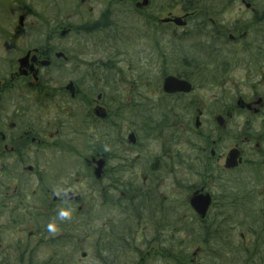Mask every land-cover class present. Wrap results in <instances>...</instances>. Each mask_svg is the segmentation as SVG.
I'll return each instance as SVG.
<instances>
[{"label":"flooded vegetation","instance_id":"1","mask_svg":"<svg viewBox=\"0 0 264 264\" xmlns=\"http://www.w3.org/2000/svg\"><path fill=\"white\" fill-rule=\"evenodd\" d=\"M34 1H3L18 13L8 40L33 33L0 70V264H264V12L55 0L45 17ZM137 39L150 83L120 60ZM230 73L239 88L222 97ZM166 77L189 90L165 93ZM227 218L246 230L217 252Z\"/></svg>","mask_w":264,"mask_h":264},{"label":"rangeland","instance_id":"2","mask_svg":"<svg viewBox=\"0 0 264 264\" xmlns=\"http://www.w3.org/2000/svg\"><path fill=\"white\" fill-rule=\"evenodd\" d=\"M4 0H0V70H3V63L8 60L9 58L15 56V54L13 53V51H15L16 53L19 52V50L23 49H19L18 46V42H21L22 40H25L29 35H31V33H33V30H27V32L21 33L20 35L17 33H14L13 35H15V38H13V40H15L14 45L12 44V42L9 39V36L12 35L11 32H14L15 29L17 28V21L15 19L17 16V7H13V9H10L9 6L7 5V3L3 2ZM48 1V2H47ZM55 0H40V2L38 1H34L30 3V7L37 9L36 7H39L42 11H41V15H44L45 17H51L52 16V8H53V2ZM79 2V0H74L73 2ZM248 2H250L251 4H253L257 9L261 10V12H264V0H247ZM72 2L68 1L67 5L64 4L63 2H58L56 6L58 5L60 7L65 6V8H70L71 7ZM240 0L237 1V7L238 9H242V7L240 6ZM11 10V11H10ZM243 11L244 8H243ZM241 18H243L244 20H247V18H249L248 16H241ZM264 18V17H263ZM134 21L132 20L131 22H128L126 24V30H125V39H129L133 37V34H130V30H135L136 26L134 24V22H137V19L133 18ZM138 25V22H137ZM228 28V27H227ZM191 41V40H190ZM219 45V44H218ZM221 50H230V47H224L221 46ZM123 55L124 57H122L120 60L123 62L126 71H129V74L126 75L127 82H130L131 77L136 78V76H139V73L146 70L148 73H142V80L141 82H145V83H150L152 82L157 76L158 74H156V71L153 69V64L150 63V59L151 57H149V49H148V44L147 42H144L141 39H137V41H130L129 43H125L124 46V50H123ZM148 69H151V71H149ZM153 71V72H152ZM137 74V75H136ZM239 75H241V73H238ZM238 74H229L228 77L226 78V86L222 88V97L228 96L231 93V88L233 90H237L239 88V86H237L234 82L235 79L238 77ZM134 78L132 80H134ZM137 83V80H135ZM233 82V83H232ZM232 83V85H231ZM147 90H149V88H147ZM141 90H139L138 92H141ZM148 91H144V93H146ZM46 108L43 109L44 114H43V118L44 120H49L52 117V113L53 111L56 109V106L51 103V105L46 106L43 105ZM71 108V106L68 105V103L66 104L64 103H60V109L62 111H65L68 113V110ZM33 109V108H32ZM52 109V111H50ZM69 114V113H68ZM137 118V111L136 110H128L127 112H125V119L127 122L131 123L133 122V120ZM134 126V125H133ZM66 129V128H64ZM129 131V130H127ZM96 135V134H95ZM226 223H221V239H219L218 242H211L210 248H214L215 251H224L227 253V249L226 247L229 246V244L231 242H233V245H238V243L240 242V238H239V230H241L242 232L245 231L246 229H235L236 232L233 233L232 235H230L228 233V226L231 224H234L237 219L234 218H227L226 220H223ZM249 231V229L247 230V232ZM246 232H244L245 234ZM248 238V235H247ZM228 244V245H225ZM249 246V243H248ZM196 247V246H195ZM195 247H192L191 250H193ZM221 254V253H220ZM262 254L264 255V245H263V249H262ZM80 255V254H79ZM78 255V258L80 257ZM235 257L238 258L237 259V263L235 261V264H242L241 259H243V256H241L240 254L235 253ZM235 257L233 256V258L235 259ZM229 259V258H228ZM227 258H223L222 254H221V258H219V260H217L216 264H228V260ZM245 259V258H244ZM221 260V261H220ZM255 262V259H254ZM252 264H258L257 262L252 263Z\"/></svg>","mask_w":264,"mask_h":264},{"label":"water","instance_id":"3","mask_svg":"<svg viewBox=\"0 0 264 264\" xmlns=\"http://www.w3.org/2000/svg\"><path fill=\"white\" fill-rule=\"evenodd\" d=\"M146 5V1H144V4ZM137 7H140V5H137ZM164 91L167 93H172L175 91H188L189 89L186 87V83L176 81L175 79L168 77L164 80ZM105 117V116H102Z\"/></svg>","mask_w":264,"mask_h":264},{"label":"trees","instance_id":"4","mask_svg":"<svg viewBox=\"0 0 264 264\" xmlns=\"http://www.w3.org/2000/svg\"><path fill=\"white\" fill-rule=\"evenodd\" d=\"M217 1H220V2H227L228 0H217Z\"/></svg>","mask_w":264,"mask_h":264}]
</instances>
